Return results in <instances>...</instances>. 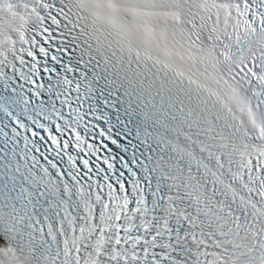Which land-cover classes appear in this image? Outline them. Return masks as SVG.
Returning <instances> with one entry per match:
<instances>
[{
	"label": "snow or ice",
	"instance_id": "obj_1",
	"mask_svg": "<svg viewBox=\"0 0 264 264\" xmlns=\"http://www.w3.org/2000/svg\"><path fill=\"white\" fill-rule=\"evenodd\" d=\"M66 3L37 0L27 35L0 46V228L43 209L53 177L123 182L138 147L139 129L99 83Z\"/></svg>",
	"mask_w": 264,
	"mask_h": 264
},
{
	"label": "clouds",
	"instance_id": "obj_2",
	"mask_svg": "<svg viewBox=\"0 0 264 264\" xmlns=\"http://www.w3.org/2000/svg\"><path fill=\"white\" fill-rule=\"evenodd\" d=\"M12 22H13V17L11 16V14H7L6 19L4 21H0V25L7 27Z\"/></svg>",
	"mask_w": 264,
	"mask_h": 264
}]
</instances>
